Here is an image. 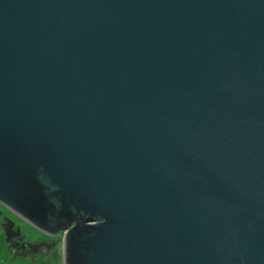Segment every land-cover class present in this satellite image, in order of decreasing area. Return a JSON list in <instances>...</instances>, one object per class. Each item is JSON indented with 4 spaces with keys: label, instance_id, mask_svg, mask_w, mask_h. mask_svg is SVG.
<instances>
[{
    "label": "water",
    "instance_id": "1",
    "mask_svg": "<svg viewBox=\"0 0 264 264\" xmlns=\"http://www.w3.org/2000/svg\"><path fill=\"white\" fill-rule=\"evenodd\" d=\"M0 207L62 264H264V0H0Z\"/></svg>",
    "mask_w": 264,
    "mask_h": 264
},
{
    "label": "trees",
    "instance_id": "2",
    "mask_svg": "<svg viewBox=\"0 0 264 264\" xmlns=\"http://www.w3.org/2000/svg\"><path fill=\"white\" fill-rule=\"evenodd\" d=\"M0 264H58L56 259L50 257V253L45 248L37 251L22 250L15 241L6 242L4 230L1 226L2 219L8 217L16 220L8 211L0 207ZM39 234V233H38ZM24 242V241H23Z\"/></svg>",
    "mask_w": 264,
    "mask_h": 264
},
{
    "label": "rangeland",
    "instance_id": "3",
    "mask_svg": "<svg viewBox=\"0 0 264 264\" xmlns=\"http://www.w3.org/2000/svg\"><path fill=\"white\" fill-rule=\"evenodd\" d=\"M16 220H14V225L18 226L20 228L21 235L23 237V240L26 243L33 244L35 242L41 241V235L37 233L36 230L32 229L30 226L22 223L19 219L14 217ZM64 236V232H61L58 237H50L47 238L45 241L50 243H54L55 246L49 250L50 257H53L56 259L58 264H61V243L62 238Z\"/></svg>",
    "mask_w": 264,
    "mask_h": 264
}]
</instances>
